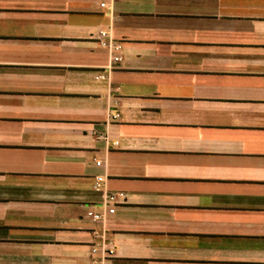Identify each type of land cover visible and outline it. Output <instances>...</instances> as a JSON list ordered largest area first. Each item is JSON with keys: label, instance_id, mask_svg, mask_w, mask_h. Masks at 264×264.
I'll list each match as a JSON object with an SVG mask.
<instances>
[{"label": "crops", "instance_id": "crops-1", "mask_svg": "<svg viewBox=\"0 0 264 264\" xmlns=\"http://www.w3.org/2000/svg\"><path fill=\"white\" fill-rule=\"evenodd\" d=\"M0 264H264V0H0Z\"/></svg>", "mask_w": 264, "mask_h": 264}, {"label": "built area", "instance_id": "built-area-1", "mask_svg": "<svg viewBox=\"0 0 264 264\" xmlns=\"http://www.w3.org/2000/svg\"><path fill=\"white\" fill-rule=\"evenodd\" d=\"M103 36V35H102ZM97 166H100V163H97L96 164ZM102 181H103V179L101 178V177H99L98 179H97V184H96V189H99L100 188V186H101V184H102ZM110 199L113 201L114 200V196H111L110 197ZM94 219L95 220H97V219H99V216L98 215H95L94 216Z\"/></svg>", "mask_w": 264, "mask_h": 264}]
</instances>
